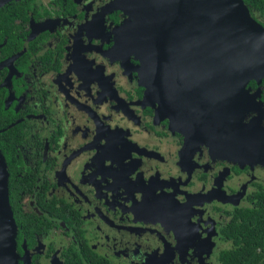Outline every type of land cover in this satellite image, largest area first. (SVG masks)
I'll return each instance as SVG.
<instances>
[{
    "label": "flooded vegetation",
    "instance_id": "obj_1",
    "mask_svg": "<svg viewBox=\"0 0 264 264\" xmlns=\"http://www.w3.org/2000/svg\"><path fill=\"white\" fill-rule=\"evenodd\" d=\"M241 1L264 31V0ZM190 4L23 0L11 24L0 18V151L19 264H221L258 220L264 73L238 91L236 116L215 108L210 81L175 102L145 88L151 9L164 8L162 42L184 52Z\"/></svg>",
    "mask_w": 264,
    "mask_h": 264
},
{
    "label": "water",
    "instance_id": "obj_2",
    "mask_svg": "<svg viewBox=\"0 0 264 264\" xmlns=\"http://www.w3.org/2000/svg\"><path fill=\"white\" fill-rule=\"evenodd\" d=\"M6 1L0 0V5ZM186 1L191 4L183 5L180 8L183 13L179 14L183 16L184 52L169 38L162 42L164 8L151 9L148 38L151 52L140 57L141 73L151 80L145 88L161 101L166 87L175 102L179 101V94L195 97L199 80L210 81L216 97L215 108L220 103L227 105L228 113L232 110L236 116L238 91L249 76L264 73V31L249 16L241 0ZM14 236L5 165L0 154V264H19ZM21 264L28 263L23 260Z\"/></svg>",
    "mask_w": 264,
    "mask_h": 264
},
{
    "label": "trees",
    "instance_id": "obj_3",
    "mask_svg": "<svg viewBox=\"0 0 264 264\" xmlns=\"http://www.w3.org/2000/svg\"><path fill=\"white\" fill-rule=\"evenodd\" d=\"M23 0H8L0 5V18L7 17V23L13 22L12 17L14 16L13 10L18 7L20 2ZM19 3V4H18ZM2 23L0 19V24ZM7 30L0 29V35L6 34ZM1 156L4 158L3 153L0 151ZM2 158V159H3ZM5 161V160H4ZM9 179V178H8ZM8 179L6 181H8ZM10 181V179H9ZM6 191L8 189L6 188ZM13 197L7 193V201L11 211V216L15 224V251L17 253V242H18V228H17V215L12 209L11 203ZM256 221V220H255ZM243 242L236 245L234 248L223 251L220 255L221 264H264V206L258 220L251 225L243 223L242 229ZM257 247V249H255ZM18 256V254H17Z\"/></svg>",
    "mask_w": 264,
    "mask_h": 264
}]
</instances>
